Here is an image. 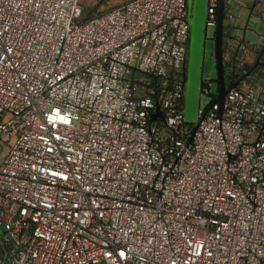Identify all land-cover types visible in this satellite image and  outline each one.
<instances>
[{
    "label": "built area",
    "instance_id": "1",
    "mask_svg": "<svg viewBox=\"0 0 264 264\" xmlns=\"http://www.w3.org/2000/svg\"><path fill=\"white\" fill-rule=\"evenodd\" d=\"M188 14L0 0V264H264V42H246L264 0H225L227 92L195 123Z\"/></svg>",
    "mask_w": 264,
    "mask_h": 264
},
{
    "label": "water",
    "instance_id": "2",
    "mask_svg": "<svg viewBox=\"0 0 264 264\" xmlns=\"http://www.w3.org/2000/svg\"><path fill=\"white\" fill-rule=\"evenodd\" d=\"M208 0H188V17L190 20V39L187 63L185 68L184 118L195 123L200 98V81L203 73L205 42L207 40L206 10ZM225 0L218 2L217 26L214 33V57L216 60L218 94L215 98L223 102L227 92L223 76L222 38ZM237 82L231 84L234 87Z\"/></svg>",
    "mask_w": 264,
    "mask_h": 264
},
{
    "label": "rangeland",
    "instance_id": "3",
    "mask_svg": "<svg viewBox=\"0 0 264 264\" xmlns=\"http://www.w3.org/2000/svg\"><path fill=\"white\" fill-rule=\"evenodd\" d=\"M128 0H80L81 6L84 9V12L90 14H98L104 12L113 7L119 6ZM250 1V0H247ZM230 2V0H228ZM231 12L233 15H236L238 18L235 21L236 27L239 28L232 29L233 35L242 34V29L246 23V19L249 16V12L245 8H240L236 4L231 5ZM248 26L250 29L246 32V42L248 45V54L249 56L254 53L256 48L263 45L264 42V18L257 14H253L248 19ZM229 22L226 21V24ZM214 33L215 27H209L207 31V40L205 42V56L203 64V74L204 77L210 80L211 88L210 94L201 93L199 98V106L202 109H206L217 97L218 94V83H217V70H216V60L214 57ZM15 141V138L10 139V145ZM2 229L0 228V234Z\"/></svg>",
    "mask_w": 264,
    "mask_h": 264
},
{
    "label": "trees",
    "instance_id": "4",
    "mask_svg": "<svg viewBox=\"0 0 264 264\" xmlns=\"http://www.w3.org/2000/svg\"><path fill=\"white\" fill-rule=\"evenodd\" d=\"M83 10H84V9H83ZM84 13H85V15L88 16V17H92V16H94V14H90V12H88V13L84 12Z\"/></svg>",
    "mask_w": 264,
    "mask_h": 264
}]
</instances>
